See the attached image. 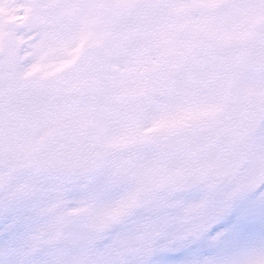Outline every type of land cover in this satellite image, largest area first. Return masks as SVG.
<instances>
[{
	"label": "rangeland",
	"instance_id": "1",
	"mask_svg": "<svg viewBox=\"0 0 264 264\" xmlns=\"http://www.w3.org/2000/svg\"><path fill=\"white\" fill-rule=\"evenodd\" d=\"M137 1L75 0L72 9L77 18H73L75 23L71 24L58 8L67 7L66 0H0V67L6 75L28 79L25 83L41 81L68 91L69 76H63L73 61V50L82 48L81 35L75 36V32L79 24L84 28V20L92 34L90 45L98 55L90 81H95L100 71L98 66L103 61L108 62L107 50H112L114 43L120 42V48L131 53L151 47L164 48L167 44L161 38L165 37L154 36V41L145 39L136 21L126 20L121 25L109 23L112 12L116 13L115 18L119 8H131ZM149 1L158 6L167 4V0ZM216 3V0L203 3V13H214ZM173 5L177 3L173 1ZM54 15L63 17L60 23L66 24V32L52 40L59 47L44 49L42 39L45 40L53 24L60 25L53 22ZM71 26L73 29L68 31ZM1 42L2 46L8 45L4 54H1ZM114 48L115 57L119 59L122 53L116 52L117 46ZM18 51L21 56L10 60V54ZM178 55L179 65L187 61L183 59L185 53ZM226 61L225 57H215V63L221 68ZM165 62L160 59L163 67ZM63 66L64 71L58 74ZM55 75L59 76L53 79ZM202 77L206 82L209 77L213 78L206 71L198 74V79ZM244 77L241 74L237 82L240 93L249 95L256 89H264V82L258 85L253 83L254 79L248 81ZM224 82H214V86L219 87ZM187 86L189 105L197 100L201 106L199 112L212 110L214 106L207 101L210 95L204 98L203 94L197 99L196 84H192L190 77ZM222 106L216 105V111ZM198 115L194 113L193 117ZM254 124L252 135L242 141L244 149H238L234 158L222 155L227 165L220 159L211 163L215 183L196 187L185 196L167 193L161 196V201L144 210L136 211L135 205L139 202H134L144 186L132 180L114 193L108 191L107 186L101 188L100 184L98 187L94 184L89 201L82 195L80 181L75 185L44 186L34 181L21 186L24 179L0 169V264H70L69 258L71 264H183L187 259L190 260L185 264H264V113ZM223 171L231 180H218ZM140 172L133 178H143L150 173L143 168ZM234 173L236 177H232ZM104 224L109 225L105 232L101 231ZM219 227L228 231L220 239V234H214ZM215 243L217 249L212 256L209 245Z\"/></svg>",
	"mask_w": 264,
	"mask_h": 264
},
{
	"label": "flooded vegetation",
	"instance_id": "2",
	"mask_svg": "<svg viewBox=\"0 0 264 264\" xmlns=\"http://www.w3.org/2000/svg\"><path fill=\"white\" fill-rule=\"evenodd\" d=\"M151 14L153 16L156 13L151 12ZM249 23L247 21L243 26L237 24L234 26V30L240 32L236 34L237 41L234 44L238 46L242 45L246 56V62L240 65V69L243 68L244 64H246L245 69L251 68L259 58H264V21L259 24L252 23L253 25H248ZM146 25L150 26L151 23H147ZM151 53H146V61L143 59V64L135 66V70L138 69L139 71L136 73V81L133 87L124 93V96L122 91H120L118 107L105 106L104 113L98 115L97 119L92 118L86 111L87 105L93 106V99L85 101V98H87L84 94L86 84L81 81L78 72H75L72 76L73 91L70 93V96L73 98L71 100L73 108L70 113L66 111L65 101L67 98L64 97V105L58 111V119L43 117L49 116L47 113V103L44 102L39 103L43 104L40 116L32 114L33 111L27 106L25 119L27 120L30 115H33L37 118L38 123L44 131L56 125H68L73 128L86 130L98 141L99 149H103L104 151V153L101 151L104 160V164L102 160L101 166L104 165V168H111L113 165L112 157L116 153L122 155L121 165L123 169H127L135 160L134 156L137 155H140L136 160L137 164L149 162L151 166L156 168V157L168 164L170 161H173L174 156L163 152L157 141L171 131L186 126L185 122L188 120V115L184 101L185 91L181 87L182 84L179 83H175L170 90L167 89V83L163 81L162 71L157 70L158 67L152 65ZM80 70L81 68H78V71ZM174 71L175 79L177 80L180 76V70ZM1 86L5 87L8 85L2 83ZM233 87L234 84H230V89L227 90L228 101H230L231 88ZM25 93H28V98L34 99L31 88L27 86L15 92L16 97ZM19 100L21 103L26 102V99L23 98H19ZM179 103H181L180 109L177 107ZM59 105H61V102L57 101L56 106ZM247 107L248 113L242 111V113L239 112L237 114V110L235 109L225 117L216 119V121L218 120L217 127L220 133V141L213 149H239L240 142L237 141L235 133L237 130L239 134L246 133L248 129L246 122L251 120L250 118L253 113L252 103L249 102ZM150 114L151 118L148 117ZM9 122L7 119L6 123L2 124V130L0 131V157L5 155L11 156L10 149H30L31 147L16 144L21 135L19 134L15 137L12 127L9 126ZM23 127L24 125H21V128ZM142 128L145 129V132L141 135L140 130ZM22 130L19 129L20 132ZM27 131L29 132L30 129ZM208 154L210 152L205 156ZM184 157L185 162H188V158L186 159L188 156ZM195 162H198L197 158H195ZM167 180L171 181L172 178L169 177ZM190 180L191 178L187 177L182 181L189 182Z\"/></svg>",
	"mask_w": 264,
	"mask_h": 264
},
{
	"label": "water",
	"instance_id": "3",
	"mask_svg": "<svg viewBox=\"0 0 264 264\" xmlns=\"http://www.w3.org/2000/svg\"><path fill=\"white\" fill-rule=\"evenodd\" d=\"M208 134H209V130H208V128H201V129H199V130H196V131H192V132H190L189 133V136L191 137V138H193V139H196V140H198L199 142H198V145H201V141L203 140V141H205V140H207V138H208ZM191 145H194V142L191 144ZM62 150H64V149H62ZM72 150V149H71ZM192 150H194V149H192Z\"/></svg>",
	"mask_w": 264,
	"mask_h": 264
}]
</instances>
